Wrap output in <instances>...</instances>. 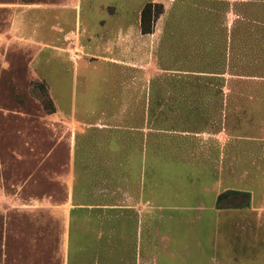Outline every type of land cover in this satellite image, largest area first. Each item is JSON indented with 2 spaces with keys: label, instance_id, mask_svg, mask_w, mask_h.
Returning a JSON list of instances; mask_svg holds the SVG:
<instances>
[{
  "label": "rangeland",
  "instance_id": "1",
  "mask_svg": "<svg viewBox=\"0 0 264 264\" xmlns=\"http://www.w3.org/2000/svg\"><path fill=\"white\" fill-rule=\"evenodd\" d=\"M59 1L0 0V264H142L109 211L96 208L131 201L128 163L138 151L148 155L146 179L158 182L156 205L189 218L201 202L220 210L217 257L232 264L224 242L264 235V223L246 213V187L264 192V155L249 154L245 180V138L264 141V129L251 128V110L264 106V0H164L154 37L123 48L116 29L137 25L147 2L133 9L137 0H77V26L74 11L63 16L72 27L62 37L45 33L49 48L39 52L34 35L22 34L29 25L21 14ZM251 144L249 152L264 154V144ZM75 181L86 193L72 189ZM77 203L93 209L70 216ZM237 211L249 217L238 230ZM152 212L137 249L162 245L154 264H203L192 249L198 224L170 225L165 209ZM170 233L189 256H165Z\"/></svg>",
  "mask_w": 264,
  "mask_h": 264
},
{
  "label": "crops",
  "instance_id": "2",
  "mask_svg": "<svg viewBox=\"0 0 264 264\" xmlns=\"http://www.w3.org/2000/svg\"><path fill=\"white\" fill-rule=\"evenodd\" d=\"M63 0L59 1L58 3H55L51 5L50 7L48 6L47 8L43 9H38V10H23L21 17L23 18L22 20H26L27 26L26 28L23 29L22 34H27V31H30L31 34L34 36L31 37V41L35 40L40 43V46L36 47L39 52L41 50L48 49L47 45H44V41L48 39L45 36V33H49L51 29H53V38L56 37L57 35H60V37L63 36L64 33V28H71V24L67 27V25H63V16L67 14H71L72 11L75 13V26L76 21H77V13L79 10V6L77 3V0H69L71 2L70 4H65L62 2ZM148 2L150 0H137L132 5V8L135 9L137 4L140 2ZM152 1V0H151ZM157 1L159 3H164V0H153ZM152 3V2H151ZM144 4V3H143ZM164 5V4H163ZM122 13V12H121ZM131 13V12H130ZM129 13V14H130ZM123 16V13L121 14ZM48 19L50 22H48ZM35 23V24H31ZM31 24V25H30ZM74 30V29H72ZM263 32V30H262ZM72 34V32H70ZM117 35V48H123L127 44L129 46H135L136 43L142 42L143 44L147 45L146 42H148L151 37H154L155 35V29H154V24L152 27V32L150 34H145L142 35L139 30V20L137 21V25H126L123 24L122 26H119L116 29ZM147 40V41H146ZM110 43V41H107ZM106 42V50L108 48V44ZM150 43V42H149ZM150 45V44H149ZM60 53L65 51L64 49H59L58 50ZM56 56L60 57L59 54H56ZM105 59V58H103ZM263 60V57H262ZM252 116V123H251V128H254L252 125L255 123V127L257 129L260 128V130L264 129V106L251 110ZM248 128V125H246ZM262 135H264L263 131L261 132ZM246 143V173H245V180L246 183L249 182V168H248V158L249 154L257 158L258 156L260 158L263 157V149L262 147L258 152L256 151H248L249 144L250 143H257L262 146L264 143L263 138L259 137H249L246 136L245 138ZM142 146L144 143H141ZM251 144V145H252ZM140 146L141 149V145ZM257 146V145H256ZM255 146V147H256ZM145 148V147H144ZM146 150V149H144ZM258 153V154H257ZM131 163L129 164L128 161H126V165L128 163V167L130 169L128 170L129 174L132 177H136V180H134L135 184V191L132 194V199L131 201H123L122 203L117 204L115 207L111 203H106V205L103 206H96L101 207L106 209V211H109L106 218L109 222H111L113 225L116 223V234L117 236L121 239V236L123 237L126 248H128L132 255L136 258V261H138L142 257V264H154L155 263V258L157 257L158 253L157 251L162 249V245L157 246V243H154L152 246L150 245V242L147 243L148 246V251H145L141 253V250L137 249V236L138 232H141V224H142V219L143 220H151V215H155V212H152V210L155 211H163L165 209V219L170 225H180V224H187L192 223V224H198V228L195 231L197 233V237L195 238L196 246H193L192 249L198 250L197 256L199 257L198 261L199 263L203 264H223L219 261V258L217 257L218 254V248L222 245V237L221 234L218 232V227L221 224V219H220V210L219 209H210L211 207H206L203 202L199 203L196 207V209L199 210V213L192 218L185 217L179 215L180 213H176L175 210H177L176 206H162V205H156L154 201V195H153V189L155 188V185L158 184V182L155 180L154 177L151 175H148L146 179V168L150 166L148 165V155H145V153L137 152L135 154V157L132 160H129ZM126 165L123 163L122 167L125 168ZM124 175L127 173V170H122L119 175ZM260 170H258V173ZM127 175V174H126ZM200 175L203 176V173H196L197 180L199 183ZM105 176H109V173H106ZM259 177V175H254V177ZM256 177V178H257ZM253 178V176H252ZM255 178V179H256ZM259 182L261 184H264V176L262 175L261 178H259ZM85 183V182H84ZM108 184V183H107ZM76 191L80 192L81 195L83 193H86L87 188L83 187L82 184H79V182L74 183V187ZM109 188V184H108ZM246 191L250 192L251 195V202L248 204V208L246 209V213L249 214L250 218H252L253 224L255 225H262L264 223V192H256L254 191L251 187H246ZM219 195V194H218ZM217 195V196H218ZM254 198V199H253ZM87 209H93L90 206H84L81 203L77 204H71L69 206L68 212L69 215H73L74 212L72 210H82L84 208ZM183 208V207H181ZM208 208V210H205ZM108 209V210H107ZM116 209V213H113L111 210ZM175 209V210H173ZM212 210V211H210ZM77 212V211H76ZM236 216L235 218V225L237 230L239 229V226L241 225V219H246L248 220L249 217L247 216L246 218H241L240 211L235 212ZM77 216V214H76ZM110 216V217H108ZM71 219V218H69ZM157 219V218H156ZM156 219L152 218V221H155ZM191 219V220H189ZM74 220V217H73ZM233 220V218H232ZM154 223V222H153ZM153 223H148V233H149V225ZM147 227V225H146ZM258 228V227H256ZM260 229V228H258ZM155 235L157 234L156 228H154ZM176 233H170L168 235V238L164 237L166 240H168L169 244L167 243L165 245V256L167 257H178V251H182V244L173 242L175 241L174 236ZM147 236V235H146ZM163 240V238H162ZM262 243V245L259 247L258 243ZM226 246L232 251V264H264V235L261 233H253V235H250L247 237L246 236H240V234H237V236L232 235V241L231 243L224 242ZM160 248V249H159ZM152 249V250H151ZM186 250L188 252H183L180 255L183 256H189L191 254V248L186 247ZM142 256H141V255ZM203 260H202V259Z\"/></svg>",
  "mask_w": 264,
  "mask_h": 264
},
{
  "label": "trees",
  "instance_id": "3",
  "mask_svg": "<svg viewBox=\"0 0 264 264\" xmlns=\"http://www.w3.org/2000/svg\"><path fill=\"white\" fill-rule=\"evenodd\" d=\"M161 13L162 6L158 3L147 2L143 5L139 14V30L142 35L150 34L152 32L154 20L157 19ZM40 90H42L41 87ZM49 112H53V109L51 107L49 109ZM221 196L222 194H219L216 200L220 201Z\"/></svg>",
  "mask_w": 264,
  "mask_h": 264
},
{
  "label": "built area",
  "instance_id": "4",
  "mask_svg": "<svg viewBox=\"0 0 264 264\" xmlns=\"http://www.w3.org/2000/svg\"><path fill=\"white\" fill-rule=\"evenodd\" d=\"M71 58L75 60L77 58V56L76 55H72Z\"/></svg>",
  "mask_w": 264,
  "mask_h": 264
}]
</instances>
